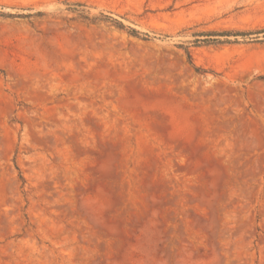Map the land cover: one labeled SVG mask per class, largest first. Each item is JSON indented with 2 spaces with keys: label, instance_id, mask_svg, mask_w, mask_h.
Here are the masks:
<instances>
[{
  "label": "rangeland",
  "instance_id": "1",
  "mask_svg": "<svg viewBox=\"0 0 264 264\" xmlns=\"http://www.w3.org/2000/svg\"><path fill=\"white\" fill-rule=\"evenodd\" d=\"M0 11V264H264V0Z\"/></svg>",
  "mask_w": 264,
  "mask_h": 264
},
{
  "label": "trees",
  "instance_id": "2",
  "mask_svg": "<svg viewBox=\"0 0 264 264\" xmlns=\"http://www.w3.org/2000/svg\"><path fill=\"white\" fill-rule=\"evenodd\" d=\"M77 6L81 5L79 3H76ZM42 15L40 11L34 12V13H4L0 11V16L5 17H19V18H28L31 16H39ZM105 19H108L105 18ZM111 19V18H109ZM111 22L113 25H115L118 28H124L125 26L116 19H111ZM127 31L135 36L142 35V39L147 40L149 36L146 33H140L138 30L127 27ZM264 33V28L256 29V30H221V31H202V32H195L194 40L192 41L194 45H209V44H222V43H235L238 42V38H247L248 36L252 34H259ZM230 37H233L232 39ZM251 39V38H250ZM185 50V54L187 57L188 63L193 67V69L196 72H199L201 69L197 66H195L191 59V54L186 46H181ZM259 78L264 79V75L259 76Z\"/></svg>",
  "mask_w": 264,
  "mask_h": 264
}]
</instances>
